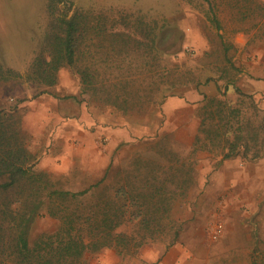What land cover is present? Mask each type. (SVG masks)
Returning a JSON list of instances; mask_svg holds the SVG:
<instances>
[{"label": "rangeland", "instance_id": "1", "mask_svg": "<svg viewBox=\"0 0 264 264\" xmlns=\"http://www.w3.org/2000/svg\"><path fill=\"white\" fill-rule=\"evenodd\" d=\"M55 8L53 11L51 0H0V107L20 104L27 108L25 116L28 114L27 100L43 94L37 95L43 86L26 78L33 60L50 47L60 16L82 10L87 14L90 31L98 28L101 34L92 32L86 36L78 63L99 68L103 97L124 96L127 88L124 82L120 83L124 78H137L150 86L156 79L154 86L161 91L172 81L180 83L183 97L192 98L206 88L210 95L223 99L236 111L230 122L233 132L227 140L218 137L212 146L208 143L205 148L198 143L197 149L191 151L188 143H194L197 136L193 142L183 141L173 127H164L167 119L164 103L153 116L138 123L129 122L121 116V107L104 100L105 97L100 100L97 94L82 92L80 76L66 66L60 70L58 84L47 89L64 98L71 112L84 115L82 122L95 132L93 141L100 140L104 150L108 145L113 147L108 163L111 167L108 174L105 170L99 177L102 161L95 163L97 157L92 161L93 157L86 153L85 162L80 161L69 170L52 171L40 165L41 169L52 174L57 187L71 191L82 190L104 178L82 202L73 203L81 209L100 202L103 206L116 188L121 192L133 191V209L148 211L117 228L127 233L131 241L128 246L117 247L129 263L137 264L134 253L141 248L168 247L187 238L188 249L195 253L187 264H264V185L260 192L245 194L247 199L239 195L237 206L230 208L235 205L232 194L207 193L206 177L199 178L200 161L211 159L206 165L216 166L234 140L238 144L237 154L247 163H257L264 154V0H67ZM214 15L220 20V28L211 20ZM138 20L146 23V27L139 24L145 29L164 23L161 30V38L166 39L164 51L146 46L138 50L132 48L134 45L124 50L123 42L112 46L110 32L133 31L132 23L135 25ZM113 21L118 22L116 26ZM168 33L173 34L171 39L167 38ZM224 43L229 45L230 58L225 55ZM169 51L178 53L182 62L178 69L170 63ZM157 61L160 64L154 69L152 65ZM128 66L134 74H129ZM155 70L159 73L152 77ZM115 75L118 77L112 80ZM161 91L155 94L160 95ZM68 98L76 101L69 102ZM197 114L200 115L199 109ZM137 125L149 126L150 132L136 133ZM24 127L30 132L25 124ZM53 128V124H48L37 132L39 144L33 150L39 159L51 147ZM125 129L130 133L127 138L120 133ZM236 133L242 137L235 138ZM29 134L32 141L34 134ZM183 153H190V157L175 167L174 161ZM185 174L191 178H185ZM142 192L149 193L147 199ZM125 199L122 194L119 202ZM217 222L224 224V230L214 237L209 227ZM60 225V218L42 216L33 236ZM97 253L88 251L72 264H91Z\"/></svg>", "mask_w": 264, "mask_h": 264}, {"label": "trees", "instance_id": "2", "mask_svg": "<svg viewBox=\"0 0 264 264\" xmlns=\"http://www.w3.org/2000/svg\"><path fill=\"white\" fill-rule=\"evenodd\" d=\"M60 2L67 0H51L53 11ZM86 16L85 11L77 10L71 16L65 12L59 21L57 20L58 29L54 32L50 47L35 57L26 74L27 79L37 81L43 86L37 95L50 93L47 88L56 86L60 79V70L69 66L80 76L82 92L97 94L100 100L105 97L104 100L121 107V116L129 122L138 123L146 117L153 116L168 96L177 94L183 96L181 95L183 87L175 81L161 91L159 86H154L157 83L156 79L152 82L154 85L150 86L143 80L138 81L137 78L129 80L124 78L120 81L124 82L127 88L124 96L111 94L103 97L100 93L102 86L99 68L78 63V53H82L86 36L92 32H96L98 36L101 34L98 28L90 31ZM211 20L218 28L222 26L216 15L212 16ZM117 23L113 21L112 25L116 26ZM101 24L103 26L104 22ZM139 24L146 27L143 20H138L135 25L132 23L133 31L112 30L110 32L112 46L123 42L124 50L134 45L132 48L138 50L146 46L157 52L164 51L166 39L164 41L161 38L164 23L160 26L155 23L151 29L139 27ZM172 37V33L167 36L170 39ZM223 47L226 57L230 58L229 45L224 43ZM177 54L169 51L168 58L170 57V63L178 69L182 62ZM159 64L157 61L152 67L156 69ZM159 70L153 71L151 76H157ZM128 72L135 73L131 71V66H128ZM17 74L22 76L21 73ZM115 76L112 80L118 77ZM206 80H209V77ZM195 86L198 87V82ZM158 90L161 91L160 95L155 94ZM204 99L199 108L200 132L195 142L191 144V151L198 143L204 147L208 143L212 146L218 137L227 140L228 134L233 132L230 122L236 109L217 96L204 93ZM146 105L150 106V109H142ZM227 109L229 111L225 113ZM26 111L27 108L20 104L0 107V264H72L88 251H99L106 246H128L131 243L128 234L117 231L118 226L124 221L141 217L148 209L138 208L137 211L133 209V191L125 189L121 192L120 188H116L107 196L103 206L101 202L84 209L74 205L75 201L82 202L86 194L94 192L92 189L98 188L104 178L77 191L57 187L52 174L41 169L39 156L31 147L32 136L24 127ZM222 122L225 123L222 125ZM225 126L227 128L223 130L222 127ZM236 137L240 138L242 135L236 133ZM232 142L227 146L228 151L223 154L224 158L238 153V144L235 140ZM244 146L248 148L247 145ZM190 153H183L176 159L173 163L175 167L185 163ZM185 178L191 177L185 174ZM122 194L126 196L123 203L119 202ZM137 195L140 198V195ZM142 195L147 199L149 193L142 192ZM47 214L60 218L61 225L57 229L39 233L34 237L38 219Z\"/></svg>", "mask_w": 264, "mask_h": 264}, {"label": "crops", "instance_id": "3", "mask_svg": "<svg viewBox=\"0 0 264 264\" xmlns=\"http://www.w3.org/2000/svg\"><path fill=\"white\" fill-rule=\"evenodd\" d=\"M204 93L210 94L206 88H203L201 91H197L192 98L183 96L167 98L163 102V109L167 115L164 127L171 126L173 127L172 130H176L179 139L188 142H190L189 140L192 141L200 132L201 116L197 112L204 103ZM68 99H70L69 102L76 101L75 98ZM64 100V98L55 96L51 92L44 93L39 98L27 100L29 102L27 103L29 112L25 116L24 124L34 134L31 141L32 149L39 144V134L37 132L47 127L48 124H53L54 126L53 136L51 135L50 137L52 143H49L51 147L40 159L39 165L52 171H65L71 169L80 161L85 162L84 155L87 153L93 157V159H90L92 161L97 157L95 163L102 161V164L98 167L99 177H101L105 170L106 172L109 171L110 166L108 163L113 147L108 145L104 150L100 140L94 138L93 141L92 136L95 132L82 122L83 119L81 118L84 115L71 112ZM134 129L138 134L150 132L147 125H137ZM120 133L125 138L130 136L127 129L125 131L120 130ZM113 134L116 135V133ZM110 137H112L111 134ZM191 144L193 143H188V145ZM53 154L56 157L52 156ZM207 160L211 159L203 158L199 163V178L206 177L207 193L220 191L232 194L235 197V205L230 206V208L237 206L239 195H243L247 199L246 195L262 190L264 185V154L258 159V164L254 162L247 163L240 154L218 160L217 165L214 167L210 164L206 165V163L210 162ZM194 235L196 236L197 233ZM186 239L183 238L168 247L150 245L141 248L134 253L136 263L157 264L166 262L168 264H187L195 253L194 250L188 249L189 246ZM119 251L117 246L103 247L98 251L96 258L92 259L91 264H132L129 263L128 259H124V254Z\"/></svg>", "mask_w": 264, "mask_h": 264}, {"label": "built area", "instance_id": "4", "mask_svg": "<svg viewBox=\"0 0 264 264\" xmlns=\"http://www.w3.org/2000/svg\"><path fill=\"white\" fill-rule=\"evenodd\" d=\"M223 230H224V224L222 222H217V223L211 224L209 227V232L214 237L220 236V234L223 232ZM157 264H168V263L159 262Z\"/></svg>", "mask_w": 264, "mask_h": 264}]
</instances>
